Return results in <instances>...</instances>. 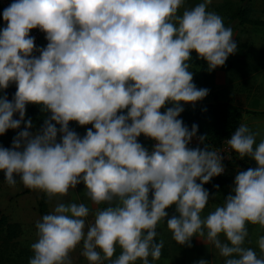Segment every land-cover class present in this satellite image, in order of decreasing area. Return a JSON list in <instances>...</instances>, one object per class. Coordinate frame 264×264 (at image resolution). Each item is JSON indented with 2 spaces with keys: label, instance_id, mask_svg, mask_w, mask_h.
<instances>
[{
  "label": "clouds",
  "instance_id": "1",
  "mask_svg": "<svg viewBox=\"0 0 264 264\" xmlns=\"http://www.w3.org/2000/svg\"><path fill=\"white\" fill-rule=\"evenodd\" d=\"M211 2L203 0L182 15L177 13L184 0H14L3 10L0 89L15 83L17 91L12 101L0 96V135L20 127L29 103L51 113L39 132L27 130L28 120L11 148L0 146L5 181L14 186L18 176L49 199L83 183L92 203L108 205L96 211L85 232L89 208L58 203L36 222L29 264H72L70 253L81 242L90 264H150L149 257L161 256L156 227L172 205L178 215L167 219V227L180 245L190 247L193 236L206 232L225 264H264V257L243 247L247 224L264 228L260 133L241 124L227 140L241 159L249 157L258 167L238 172L234 194L202 219L209 202L203 185L224 172L222 157L209 150L206 135L199 137L203 149L189 148L198 126L189 130L178 119L181 102L195 104L209 92L193 83L191 53L212 71L237 52L232 29L207 11ZM37 28L48 41L40 49L30 36ZM168 103L173 107L161 112ZM70 121L92 128L81 138L69 129ZM141 134L155 142L151 150L138 142ZM117 246L121 253L112 259ZM258 246L264 253V236Z\"/></svg>",
  "mask_w": 264,
  "mask_h": 264
},
{
  "label": "rangeland",
  "instance_id": "2",
  "mask_svg": "<svg viewBox=\"0 0 264 264\" xmlns=\"http://www.w3.org/2000/svg\"><path fill=\"white\" fill-rule=\"evenodd\" d=\"M11 1L14 2V0ZM202 2L203 0H184L183 6L178 9L177 15H182L184 10L192 9ZM246 5H250L252 10L250 11V15L254 17L257 13H259V15L261 14L260 9L261 7L264 8V0H212L211 4H209L207 11L217 13L220 17H222L224 26L226 28L232 29L233 39L237 44V52L235 54L229 55L225 64L215 69L219 72V76L215 81V86L213 90L209 91L208 95L204 99L195 102V104H185L181 102L182 106L194 107L200 104L211 102L213 94H215L220 100H230V102H232L233 104L235 103V106L229 104L230 108H243L240 107V104L243 105V102L240 103L242 99L238 101H234L235 99L233 100V97L235 95H238L239 92H242L248 93V96L246 97L248 100L247 106L250 107L251 110H256L255 108H257V106L254 103V99L250 98V96H252L251 92L255 89V87L264 89V84H257L256 79L250 77V74L255 70V67H249L250 69L245 68L243 65L238 64L237 61H240L239 57L241 56H249L252 57L253 60H255L257 50L262 49L258 47L264 46V25L240 24L237 18L231 17L232 13L237 7H245ZM0 7L2 11L6 8L1 3ZM262 13L263 18L261 19L264 20V9ZM36 30L39 34L38 36H33L35 38V43H41L43 48L46 47L48 43L45 38L46 34L40 31L38 28ZM241 44L243 45L242 47L239 46ZM33 56L38 57L37 52L35 50L33 52ZM243 61H245L246 63V59H244ZM188 63L190 65L189 71L193 73V83L198 89L203 88L200 87L197 82V78L199 77L198 70L200 66V59L198 58V55L195 51L191 53V60L188 61ZM0 91H3V95L11 98L12 101L17 91V87L15 83H13L10 84L7 89H0ZM169 107H173V105L171 103H168L164 108L161 109V112L166 111V109ZM50 116L51 114L48 115L46 119L50 118ZM242 117L243 118L241 119V124L247 125L252 132L260 133V135L256 137V144H259L261 140H264V114H261L259 112H243ZM13 119H20L19 113H14ZM28 120H31V118L26 110L24 121L21 122L20 127L15 131L13 137L10 138V135H0V146L4 148H11L13 139L18 135L20 131L25 130L26 122ZM31 122L32 127L27 130L33 134L39 132L44 125L43 124L41 126H38L34 121L31 120ZM52 123L55 124L54 121ZM56 127L57 129H59L60 125L57 124ZM69 129L75 131L81 138H83L87 132L85 127L79 129ZM61 137L62 134L58 131L57 142L61 141ZM251 163L258 167L256 161ZM248 168H252V165L250 163L247 164L243 159L239 157L238 154L233 155V161L231 162V164H228L225 173V175L228 176L229 183L221 187L217 191L209 192V202L206 205L205 209L201 212L202 219L206 218L217 207L222 206L224 200L228 195L234 194L232 193V189L234 187L235 176L238 174V172L246 171ZM16 181L17 182L14 186H9L5 181L4 172L0 171V210L8 216L10 221L18 222L22 229L20 236L15 239V246L10 248L6 252V255L10 257L9 260L3 261L1 264H29L30 258L34 255L31 249V245L38 240L37 229L35 227L36 222L42 220V217L44 215L51 214L54 211L55 206L57 205H54V201L57 200L56 197L49 199L45 193L39 190H33L25 187L18 176L16 177ZM197 183H200V181L197 180ZM40 201H42L45 207L44 213H41L39 211ZM66 204L70 203L66 202ZM48 205L50 207H48ZM49 208L52 210L51 212L47 210ZM169 210L172 211L173 215H178V213L176 212L175 205H172L171 207L166 209L167 212ZM169 213L170 215H172L170 211ZM167 219L168 218L166 217L165 220H161L159 222V224L163 228L161 229V233L163 234L159 236V241L164 239V233H166L168 229L167 224L165 223V221L167 222ZM246 227L248 231L247 239L249 240V243L247 245L243 244V247L251 248L252 250H254L258 258L264 257V253L258 251L259 247L253 244V240L255 238L259 239L263 235L264 230L260 229L258 224L253 225L249 223L246 225ZM87 229L88 227H85V232L87 231ZM255 247H257V250L254 249ZM97 250L99 251V249ZM82 251L83 242H81V244L78 245L76 249L70 253V259L72 264H90V262L82 255ZM120 253L121 249L119 248V246H117L116 252L114 254L119 255ZM219 254L220 253H218L217 251L215 252V257L217 259L220 256ZM101 255L103 256V253H101ZM179 257L181 256L177 253L175 249V244H170L163 241V248L161 250L160 258L156 260L152 259L153 263L150 264H168L166 260H171L172 263L176 264V260H178ZM162 258H164V260H162ZM206 258L207 257L202 253L199 254V260H206ZM103 264H110V261L105 260ZM135 264H138V262L136 261Z\"/></svg>",
  "mask_w": 264,
  "mask_h": 264
},
{
  "label": "trees",
  "instance_id": "3",
  "mask_svg": "<svg viewBox=\"0 0 264 264\" xmlns=\"http://www.w3.org/2000/svg\"><path fill=\"white\" fill-rule=\"evenodd\" d=\"M250 11H252L250 5H246L245 7L239 6L234 10L231 17L237 18L240 24L264 25V20L251 16ZM2 13L3 11L0 7V29L6 27V22L3 20ZM34 44H36V49L43 48L41 43H35L34 41ZM239 46L242 47L243 45L241 44ZM36 52L39 56V51ZM198 73L199 77L197 78V82L199 86L206 88L209 91L213 90L215 86V69L209 71L207 62L203 59H200ZM3 94V91H0V96H4ZM7 99L11 101V98L9 97H7ZM183 108L184 111L180 114L178 119H181L183 121V124L188 127L189 130H191L193 124L197 125V132L201 136L206 135L204 143L208 146L209 150L211 147L217 146L222 139L231 138L232 134H234V132L241 125V117L243 112L257 113V111H251L248 109L230 108L226 101L220 100L215 94H213L211 102L200 104L194 107L183 106ZM26 110L31 120L34 121L38 126L43 125L47 116L51 114L50 112L42 111L40 105L31 103L27 104ZM126 112L127 110L125 109L123 111V114H126ZM82 127H85L86 130H88L89 128H92V125L89 124L80 126L75 121L69 122V128L79 129ZM16 130L17 129H9L2 135H10L11 138L15 134ZM137 139L138 142L141 143L145 148L151 150L152 140L150 138L145 137L143 134H141V136H139ZM205 144L202 143L198 147L203 149L205 147ZM235 154L237 153L233 150V155ZM243 160L248 164L249 161L253 159L245 157ZM232 161L233 159L228 164H231ZM228 183L229 180L227 175H219L213 177L208 183L204 184L203 187L208 192H213L219 190L221 187L227 185ZM152 196L153 194L149 193V199H152ZM44 210L45 207L42 201H40L39 211L41 213H44ZM21 232L22 229L20 224L15 221H10L8 216L0 210V264L3 261L9 260L10 257L6 255V252L10 248L15 246V239L20 236ZM155 241L160 242L158 232L157 236L155 237Z\"/></svg>",
  "mask_w": 264,
  "mask_h": 264
},
{
  "label": "crops",
  "instance_id": "4",
  "mask_svg": "<svg viewBox=\"0 0 264 264\" xmlns=\"http://www.w3.org/2000/svg\"><path fill=\"white\" fill-rule=\"evenodd\" d=\"M262 9L263 7H261L260 12L261 14L259 15V13L255 14L254 17L256 18H263V13H262ZM259 12V11H258ZM249 46V45H248ZM258 48H262V49H258L257 50V54L255 56V60H253L252 57L249 56H241L239 57L240 61H237L238 64L243 65L245 68H252L255 67V70L253 72H251L250 77H253L256 79L257 84L259 83H263L264 84V46L262 47H258ZM260 50V51H259ZM249 57V58H248ZM244 59H246V63L245 61H243ZM245 64V65H244ZM252 64V65H250ZM249 68V69H250ZM219 76V72L217 70H215V81ZM254 94V95H253ZM250 98L254 99V103L257 106V108L254 109H250V107L247 106V96L248 93H242L239 92L238 95H235L233 97L234 101H238L240 99H242V101L240 103L243 102V105L240 104V107H243L242 109H248L251 111H257V112H261V114H264V89L255 87L254 90H252L251 92ZM228 103V105H233L235 106L232 102L226 101ZM238 105V104H236ZM232 106V107H233ZM239 107V106H236ZM243 117H241L242 119ZM250 163V161H249ZM71 196V199H70ZM56 199L54 201V205L58 204V203H64L66 204V202L68 203H76V204H81L83 203L85 206H87L89 208V215L88 217L85 218V224L86 227H88V225H91L94 223L95 220V213L98 209L102 210L104 208H106L107 206L105 204H100V205H96L94 203H92V201L90 200V198L87 196V189L85 188V185L83 183H80L76 186L75 189H69L67 195L65 196H56ZM48 207H50L48 205ZM49 210V212H51L52 210L49 208L47 209ZM171 213L172 211L169 210ZM168 211V217L167 218H171L173 216L170 215ZM165 223L167 224V222L165 221ZM163 224V223H161ZM259 228L264 230L259 224H258ZM162 226L158 223L157 225V232H158V236L162 235L163 233H161ZM264 235V233H263ZM262 235V236H263ZM219 238L221 239L222 242H227L226 241V237L223 234H220ZM248 237L245 238V242L244 244L247 245L249 243V240L247 239ZM255 238V237H252ZM258 240L257 238H255L253 240V244L258 246ZM162 241H165L166 243H170V244H175V249L177 251V253L181 256L179 257L178 260H176V264H198L199 260V254L202 253L203 255H205L207 258L206 260L208 261V264H225V260L227 259L226 257L220 256L218 257V259L215 257V252L217 251L218 253L219 250L215 248V246L210 243L207 240V235L206 236H193L190 244L191 246H187V245H180L179 243H177L174 239H173V234L172 232L167 229L166 233H164V239H162ZM252 242V240H251ZM259 247V246H258ZM255 250H257V247L254 248ZM260 251V249L258 250ZM120 255V254H119ZM119 255H115L113 256L112 259H115L116 257H118ZM223 257V258H222ZM168 259V258H167ZM162 260H164V258H162ZM170 260V259H169ZM149 261L150 263H153L152 257H149ZM168 264H174L172 263V261H168L166 260ZM138 264L142 262L140 260H137ZM162 262V261H161Z\"/></svg>",
  "mask_w": 264,
  "mask_h": 264
},
{
  "label": "built area",
  "instance_id": "5",
  "mask_svg": "<svg viewBox=\"0 0 264 264\" xmlns=\"http://www.w3.org/2000/svg\"><path fill=\"white\" fill-rule=\"evenodd\" d=\"M0 3L3 4L7 8L13 2L11 0H0ZM30 34L33 37V36H38L39 33L36 29H33L31 30ZM200 136L201 135L197 132L196 136L193 137L190 143L188 144V147L194 149L200 146L202 144L199 140ZM227 140L228 139H222L221 142L217 146H213L210 148V150H215L219 152L222 157L221 163H222V166L224 167V172L221 175H225L228 163L233 159V150L228 145ZM154 143L155 142L152 140V147Z\"/></svg>",
  "mask_w": 264,
  "mask_h": 264
},
{
  "label": "water",
  "instance_id": "6",
  "mask_svg": "<svg viewBox=\"0 0 264 264\" xmlns=\"http://www.w3.org/2000/svg\"><path fill=\"white\" fill-rule=\"evenodd\" d=\"M251 162H255V160H251V161H250V164L252 165V168H256V166L253 165ZM150 193H152V192L150 191Z\"/></svg>",
  "mask_w": 264,
  "mask_h": 264
}]
</instances>
